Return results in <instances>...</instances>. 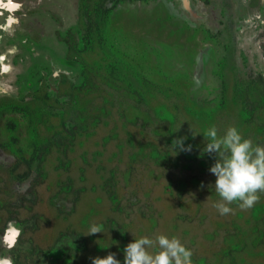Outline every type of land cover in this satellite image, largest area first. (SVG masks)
Instances as JSON below:
<instances>
[{"label": "rangeland", "instance_id": "rangeland-1", "mask_svg": "<svg viewBox=\"0 0 264 264\" xmlns=\"http://www.w3.org/2000/svg\"><path fill=\"white\" fill-rule=\"evenodd\" d=\"M213 126L264 146V0H0V264L159 234L264 264V193L214 207Z\"/></svg>", "mask_w": 264, "mask_h": 264}, {"label": "clouds", "instance_id": "clouds-1", "mask_svg": "<svg viewBox=\"0 0 264 264\" xmlns=\"http://www.w3.org/2000/svg\"><path fill=\"white\" fill-rule=\"evenodd\" d=\"M203 136L207 139L204 152L215 155V163L209 168L216 178L213 187L219 197L214 207L220 215L232 213V204L241 210L253 208L260 200L259 194L264 193V146L254 145L234 126L222 136L213 126ZM184 139L173 141L175 150L191 151V145L184 146ZM101 232V226L93 224L88 235ZM123 251V264H193V252L175 236L135 238ZM90 259L91 264H121L115 253Z\"/></svg>", "mask_w": 264, "mask_h": 264}]
</instances>
